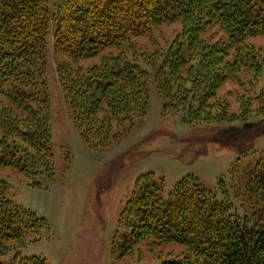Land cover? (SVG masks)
Masks as SVG:
<instances>
[{
    "label": "trees",
    "instance_id": "obj_1",
    "mask_svg": "<svg viewBox=\"0 0 264 264\" xmlns=\"http://www.w3.org/2000/svg\"><path fill=\"white\" fill-rule=\"evenodd\" d=\"M174 22L182 27L165 45L151 50L138 43ZM257 37L264 38V0H0V168L11 167L34 185L55 180L51 39L69 114L90 148L106 149L142 122L154 86L165 113L221 126L214 139L247 154L264 134ZM95 56L98 62L84 64ZM246 79L257 91L253 98L235 92L233 111L230 95L220 91ZM251 111L261 117L250 120ZM219 186L224 199L188 174L166 194L164 178L141 174L119 217L120 253L177 244L179 251L160 250L157 264H264V155L241 178H222ZM10 188L0 178V255L12 254L0 256V264H48L44 256L22 253L48 237L51 225Z\"/></svg>",
    "mask_w": 264,
    "mask_h": 264
},
{
    "label": "rangeland",
    "instance_id": "obj_2",
    "mask_svg": "<svg viewBox=\"0 0 264 264\" xmlns=\"http://www.w3.org/2000/svg\"><path fill=\"white\" fill-rule=\"evenodd\" d=\"M181 27L180 22L165 24L152 37L138 38V43L153 50L165 45ZM252 41L264 54V38ZM99 60L95 56L84 60V64ZM57 65L51 39L47 77L55 180L44 179L42 185H34L11 167L0 168V178L8 181L14 199L45 217L51 225L48 237L23 249L25 256H44L48 264H157L162 260L158 257L160 250L179 251L182 247L173 244L158 246L152 251L142 244L132 254L120 253L123 229L119 217L141 174L153 172L158 178H164L166 194L182 177L193 174L217 199H224L220 179L233 183L264 155V134L255 138L252 150L240 155L235 147L223 146L214 139L221 126L189 124L180 112L165 113L163 99L154 86L150 89L149 113L142 122L118 143L106 149L90 148L69 114ZM240 87L231 82L220 91L221 95L226 92L230 95L233 111L239 109L235 92L253 98L257 91L249 79ZM256 106L253 101V108ZM251 112L250 120L261 117ZM230 192L238 205L241 200L231 188ZM11 255L0 256L9 259Z\"/></svg>",
    "mask_w": 264,
    "mask_h": 264
}]
</instances>
